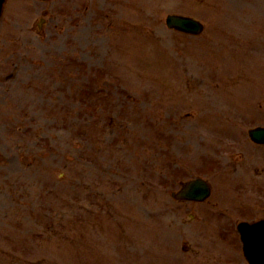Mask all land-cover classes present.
I'll list each match as a JSON object with an SVG mask.
<instances>
[{
    "label": "rangeland",
    "instance_id": "obj_1",
    "mask_svg": "<svg viewBox=\"0 0 264 264\" xmlns=\"http://www.w3.org/2000/svg\"><path fill=\"white\" fill-rule=\"evenodd\" d=\"M27 5L8 0L0 21V264H17L12 251L83 264H244L232 231L200 226L188 215L205 209L168 196L189 178L183 170L224 161V143L240 136L236 116L264 111V0ZM172 13L199 18L206 31L168 30ZM243 49L254 52H224ZM230 73L242 79L228 95ZM241 166L242 178L264 177L254 176L264 163ZM79 226L74 234L95 244L94 254L49 239Z\"/></svg>",
    "mask_w": 264,
    "mask_h": 264
},
{
    "label": "water",
    "instance_id": "obj_2",
    "mask_svg": "<svg viewBox=\"0 0 264 264\" xmlns=\"http://www.w3.org/2000/svg\"><path fill=\"white\" fill-rule=\"evenodd\" d=\"M1 2H2V0H0V5H1ZM167 23L170 27H174V28H177V29L182 30V31L191 32V33L197 32L196 31L197 27H195L196 24L193 23V21L190 19H184V18L178 17V16H170L167 19ZM186 197H188V198L192 197L193 198V196L190 194L187 195Z\"/></svg>",
    "mask_w": 264,
    "mask_h": 264
}]
</instances>
